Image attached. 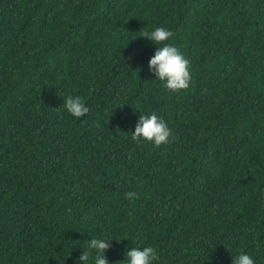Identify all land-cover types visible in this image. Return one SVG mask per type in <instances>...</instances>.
<instances>
[{
  "label": "trees",
  "instance_id": "trees-1",
  "mask_svg": "<svg viewBox=\"0 0 264 264\" xmlns=\"http://www.w3.org/2000/svg\"><path fill=\"white\" fill-rule=\"evenodd\" d=\"M156 27L186 90L149 72ZM151 113L168 144L130 139ZM92 237L109 264H264V0H0V264H76Z\"/></svg>",
  "mask_w": 264,
  "mask_h": 264
},
{
  "label": "clouds",
  "instance_id": "clouds-1",
  "mask_svg": "<svg viewBox=\"0 0 264 264\" xmlns=\"http://www.w3.org/2000/svg\"><path fill=\"white\" fill-rule=\"evenodd\" d=\"M141 37L155 46V52L148 62L151 75L161 83L163 88L175 93L190 87V63L178 47L168 41L173 33L165 27H156L151 31L142 33ZM63 108L76 119L86 116L89 108L82 97L69 95L63 99ZM172 131L166 121L155 113L139 115L134 132L130 139L137 143H151L160 147L170 142ZM125 199L131 200L135 192L128 191ZM113 241L111 238L92 237L86 241V250L76 261V264H109L105 253ZM158 260L156 249L152 246L132 247L125 254L124 264H154ZM232 264H256L252 255L241 252L232 257Z\"/></svg>",
  "mask_w": 264,
  "mask_h": 264
}]
</instances>
